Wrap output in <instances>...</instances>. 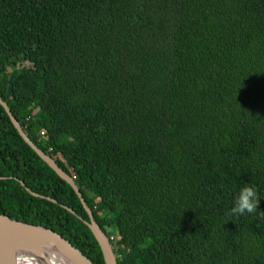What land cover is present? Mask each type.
Listing matches in <instances>:
<instances>
[{
    "label": "trees",
    "instance_id": "trees-1",
    "mask_svg": "<svg viewBox=\"0 0 264 264\" xmlns=\"http://www.w3.org/2000/svg\"><path fill=\"white\" fill-rule=\"evenodd\" d=\"M0 98L117 264H264V0H0ZM0 178V215L105 264L1 105Z\"/></svg>",
    "mask_w": 264,
    "mask_h": 264
},
{
    "label": "water",
    "instance_id": "water-1",
    "mask_svg": "<svg viewBox=\"0 0 264 264\" xmlns=\"http://www.w3.org/2000/svg\"><path fill=\"white\" fill-rule=\"evenodd\" d=\"M0 105L4 108L5 112L9 116L12 125L14 126L20 137L23 139V141L62 180L70 185V187L74 190V192L80 199L83 208L89 216V222L84 221L80 217L79 218L89 228L94 238L98 242L103 254L105 264H117L116 256L113 252L108 237L94 220L93 214L86 204V201L84 200L74 180L62 169H60L49 155L37 148V146L27 137L20 123L11 114L7 104L1 98ZM20 183L33 197H39L58 204L56 200L31 192L26 188L23 182ZM61 207L72 213L73 215H76L74 210L68 208L67 206L61 205ZM32 249H34V251H32ZM48 249H50L55 257L63 261L65 264H93L79 249L75 248L62 235L41 226L22 223L7 216L0 215V264H23V254L26 257L29 256L31 258V256H37V253L42 252V250L47 251Z\"/></svg>",
    "mask_w": 264,
    "mask_h": 264
},
{
    "label": "clouds",
    "instance_id": "clouds-1",
    "mask_svg": "<svg viewBox=\"0 0 264 264\" xmlns=\"http://www.w3.org/2000/svg\"><path fill=\"white\" fill-rule=\"evenodd\" d=\"M257 203L255 189L245 186L237 193L234 206L230 209V212L233 215H243L245 212L251 213L256 209Z\"/></svg>",
    "mask_w": 264,
    "mask_h": 264
},
{
    "label": "bare ground",
    "instance_id": "bare-ground-1",
    "mask_svg": "<svg viewBox=\"0 0 264 264\" xmlns=\"http://www.w3.org/2000/svg\"><path fill=\"white\" fill-rule=\"evenodd\" d=\"M32 251H34V249H32ZM22 259L23 264H65L63 261L55 257L50 249L47 251L42 250V252L37 253V256H31V258L29 256L26 257L23 254Z\"/></svg>",
    "mask_w": 264,
    "mask_h": 264
},
{
    "label": "built area",
    "instance_id": "built-area-1",
    "mask_svg": "<svg viewBox=\"0 0 264 264\" xmlns=\"http://www.w3.org/2000/svg\"><path fill=\"white\" fill-rule=\"evenodd\" d=\"M109 240H110V241H116L117 239H116V236L111 235V236L109 237Z\"/></svg>",
    "mask_w": 264,
    "mask_h": 264
},
{
    "label": "rangeland",
    "instance_id": "rangeland-1",
    "mask_svg": "<svg viewBox=\"0 0 264 264\" xmlns=\"http://www.w3.org/2000/svg\"><path fill=\"white\" fill-rule=\"evenodd\" d=\"M28 64H25V66H27ZM111 235H113V236H116V233H111Z\"/></svg>",
    "mask_w": 264,
    "mask_h": 264
}]
</instances>
